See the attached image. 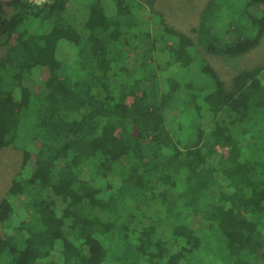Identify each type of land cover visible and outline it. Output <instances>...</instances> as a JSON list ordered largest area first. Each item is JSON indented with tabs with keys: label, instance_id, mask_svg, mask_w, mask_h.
<instances>
[{
	"label": "trees",
	"instance_id": "1",
	"mask_svg": "<svg viewBox=\"0 0 264 264\" xmlns=\"http://www.w3.org/2000/svg\"><path fill=\"white\" fill-rule=\"evenodd\" d=\"M264 0H0V264H264Z\"/></svg>",
	"mask_w": 264,
	"mask_h": 264
},
{
	"label": "rangeland",
	"instance_id": "2",
	"mask_svg": "<svg viewBox=\"0 0 264 264\" xmlns=\"http://www.w3.org/2000/svg\"><path fill=\"white\" fill-rule=\"evenodd\" d=\"M206 0H156V8L163 13L170 25L180 31L199 20ZM1 55V52H0ZM219 74L227 82L236 71L264 66V36L256 49L247 55L226 57L214 62ZM20 169V155L12 149L0 150V200L4 196L11 178ZM2 234L0 227V235Z\"/></svg>",
	"mask_w": 264,
	"mask_h": 264
},
{
	"label": "built area",
	"instance_id": "3",
	"mask_svg": "<svg viewBox=\"0 0 264 264\" xmlns=\"http://www.w3.org/2000/svg\"><path fill=\"white\" fill-rule=\"evenodd\" d=\"M25 2H28L29 4H33V5H38V4H42L48 0H22Z\"/></svg>",
	"mask_w": 264,
	"mask_h": 264
}]
</instances>
